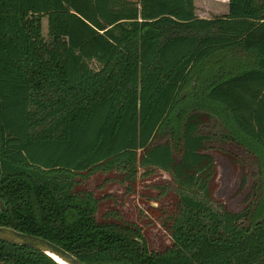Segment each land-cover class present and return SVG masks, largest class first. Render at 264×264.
<instances>
[{
  "label": "trees",
  "instance_id": "trees-1",
  "mask_svg": "<svg viewBox=\"0 0 264 264\" xmlns=\"http://www.w3.org/2000/svg\"><path fill=\"white\" fill-rule=\"evenodd\" d=\"M216 144L253 157L240 211L213 193ZM156 171L157 208L104 193ZM0 199V226L87 264H264V0L212 18L194 0H0ZM0 264L58 263L0 241Z\"/></svg>",
  "mask_w": 264,
  "mask_h": 264
},
{
  "label": "rangeland",
  "instance_id": "rangeland-1",
  "mask_svg": "<svg viewBox=\"0 0 264 264\" xmlns=\"http://www.w3.org/2000/svg\"><path fill=\"white\" fill-rule=\"evenodd\" d=\"M226 2L227 0H194L195 14L199 12L198 14H204L205 16H208V18L220 16L223 13V10L226 11V6H224ZM41 25L42 33L46 37V17L42 18ZM90 65L93 68H98V64L95 61H92ZM213 126V121H211L205 129L207 131H211ZM213 144L215 146V143ZM225 148L230 149L231 151H233V153L239 154L240 157L247 164V167H245L241 158L240 161H238L237 165L232 166L224 158V155L221 153V151H219L216 144V147L212 150V154L216 161V174L214 177L213 193L215 197L221 203H223L228 210L240 211L249 203L252 197L251 186L254 180V174L251 170L253 163L250 165V161L253 160V157L248 154L242 153L241 151H238L239 148L237 149V147H235L234 145H227L225 146ZM241 164H243L244 167H242ZM245 173L247 174V179L245 184H242L241 176ZM251 173L253 174V177ZM102 181H104L102 182L103 187L106 186L104 187V193L110 194V196H114V201L116 205H123L125 207L127 205H131L133 207L135 206L133 209L145 211L146 205L157 208L159 206V201H166L164 194L160 196L159 187L162 188V186L167 184V182L169 183V176L163 171H156L148 176H138L135 184L131 186L126 185L125 182L118 181L116 179L108 181L104 180L103 178ZM129 187L131 188L130 191L128 190ZM144 221H141V223L144 224ZM147 230L148 232H151L150 229ZM159 231L161 239H158L157 241L153 240V247L158 246L160 244V240L163 241L164 244L169 242L168 235H166L162 229H160Z\"/></svg>",
  "mask_w": 264,
  "mask_h": 264
},
{
  "label": "water",
  "instance_id": "water-1",
  "mask_svg": "<svg viewBox=\"0 0 264 264\" xmlns=\"http://www.w3.org/2000/svg\"><path fill=\"white\" fill-rule=\"evenodd\" d=\"M4 210H6V204L0 199V212ZM0 241L36 249L49 256L58 264H87L43 237L17 231L10 227L0 226Z\"/></svg>",
  "mask_w": 264,
  "mask_h": 264
},
{
  "label": "crops",
  "instance_id": "crops-1",
  "mask_svg": "<svg viewBox=\"0 0 264 264\" xmlns=\"http://www.w3.org/2000/svg\"><path fill=\"white\" fill-rule=\"evenodd\" d=\"M224 6H226V11L223 10V13H222L221 15L227 13V10H228V0H227L226 4H225ZM224 6H223V7H224ZM222 9H223V8H222ZM196 12H197V11H196ZM198 13H199V12H197V14H196V15H198V17H200V18H208V16H205L204 14H198Z\"/></svg>",
  "mask_w": 264,
  "mask_h": 264
}]
</instances>
